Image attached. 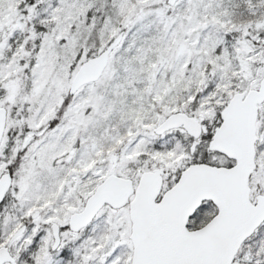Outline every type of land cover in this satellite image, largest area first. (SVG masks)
<instances>
[{
  "label": "snow or ice",
  "instance_id": "1",
  "mask_svg": "<svg viewBox=\"0 0 264 264\" xmlns=\"http://www.w3.org/2000/svg\"><path fill=\"white\" fill-rule=\"evenodd\" d=\"M0 264H264V0H0Z\"/></svg>",
  "mask_w": 264,
  "mask_h": 264
}]
</instances>
